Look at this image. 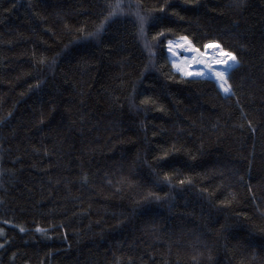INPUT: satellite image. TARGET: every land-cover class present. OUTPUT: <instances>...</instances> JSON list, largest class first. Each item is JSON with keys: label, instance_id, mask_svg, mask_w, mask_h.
Listing matches in <instances>:
<instances>
[{"label": "trees", "instance_id": "obj_1", "mask_svg": "<svg viewBox=\"0 0 264 264\" xmlns=\"http://www.w3.org/2000/svg\"><path fill=\"white\" fill-rule=\"evenodd\" d=\"M0 264H264V0H0Z\"/></svg>", "mask_w": 264, "mask_h": 264}, {"label": "snow or ice", "instance_id": "obj_2", "mask_svg": "<svg viewBox=\"0 0 264 264\" xmlns=\"http://www.w3.org/2000/svg\"><path fill=\"white\" fill-rule=\"evenodd\" d=\"M111 11L108 13V16L105 20H108L117 15L124 14L125 6L122 3H116L115 5L108 6ZM131 7V5H127ZM139 7V6H137ZM136 17L140 23V34L143 37L145 35L144 26L146 24V18L139 14L137 11ZM103 30V23L98 27L97 32ZM168 49L167 51L175 56L177 60L173 61L175 67H177L185 76H199L204 77L207 73H211L216 82L219 84L220 88L223 89L225 93L231 91V84L229 82V69L232 68L237 62V57L234 52L226 50L222 43L217 41H209L202 45L204 51H201V47H197L187 36L180 37L175 46H173V41L168 40ZM145 47H148V44H145ZM188 51L191 53L190 56H184V61L191 60L192 64L197 65V70H191V65L187 67H180V64L177 62L181 57V51ZM203 65V68L199 66Z\"/></svg>", "mask_w": 264, "mask_h": 264}, {"label": "rangeland", "instance_id": "obj_3", "mask_svg": "<svg viewBox=\"0 0 264 264\" xmlns=\"http://www.w3.org/2000/svg\"><path fill=\"white\" fill-rule=\"evenodd\" d=\"M179 38H177L176 40L173 41V46H175L177 40ZM181 51V57L179 58V60L177 61L179 64H180V67H187L188 65H191V70L195 71L197 70V65L195 64H192L191 60L189 61H184L183 57L184 56H190L191 53H189L188 51H184V50H180ZM201 51L203 52L204 49H201ZM174 60H177V58L175 56H173ZM204 66L202 65L200 68H203ZM205 76H208V77H212L214 78L212 75H210L209 73H207Z\"/></svg>", "mask_w": 264, "mask_h": 264}, {"label": "bare ground", "instance_id": "obj_4", "mask_svg": "<svg viewBox=\"0 0 264 264\" xmlns=\"http://www.w3.org/2000/svg\"><path fill=\"white\" fill-rule=\"evenodd\" d=\"M202 65H200L199 67H201ZM211 75V73H209Z\"/></svg>", "mask_w": 264, "mask_h": 264}]
</instances>
